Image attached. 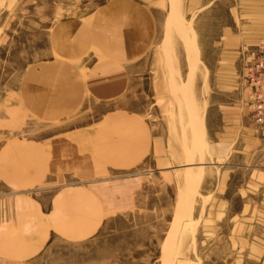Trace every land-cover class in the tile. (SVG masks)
Instances as JSON below:
<instances>
[{
	"label": "rangeland",
	"instance_id": "1",
	"mask_svg": "<svg viewBox=\"0 0 264 264\" xmlns=\"http://www.w3.org/2000/svg\"><path fill=\"white\" fill-rule=\"evenodd\" d=\"M106 1L0 0V171L32 170L47 155L20 146L54 147V161L69 164L45 186L49 198L70 190V232L54 234L28 264H165L167 248L171 264H211L205 214L223 159L212 156L204 134L209 91L198 31L206 25L198 17L205 11H193L188 0H130L149 6L156 38L143 56L129 60L127 88L102 100L89 95L98 90L84 88L87 60L96 57L71 63L53 56L67 53L68 41L57 39L54 48L48 40L61 37L63 22L84 19ZM177 1L183 29L193 30L198 48L189 101L181 93L176 101L172 90L188 75L179 29L170 20ZM215 11L212 16H224L220 7ZM189 108L202 120V154L192 150ZM189 163L203 172L190 185L183 181ZM179 195L191 206L182 219L175 215Z\"/></svg>",
	"mask_w": 264,
	"mask_h": 264
},
{
	"label": "crops",
	"instance_id": "2",
	"mask_svg": "<svg viewBox=\"0 0 264 264\" xmlns=\"http://www.w3.org/2000/svg\"><path fill=\"white\" fill-rule=\"evenodd\" d=\"M188 6L205 11L198 17V24L206 25L198 31L209 91L204 134L212 156L223 159L205 214L208 256L211 264H264V129L251 116L244 62L249 51L264 53V0H188ZM218 7L224 16H212ZM148 8L107 0L88 17L63 22L61 37L53 35L48 44L57 48V39L67 40L68 52L53 56H68L71 63L96 57L87 60L84 88L98 90L89 95L102 100L119 96L127 88L129 60L143 56L156 38ZM16 148L47 155L32 170L0 171V264H28L54 234L70 232V190L61 188L49 198L45 186L69 164L54 161V147ZM96 225L88 226L87 234Z\"/></svg>",
	"mask_w": 264,
	"mask_h": 264
},
{
	"label": "bare ground",
	"instance_id": "3",
	"mask_svg": "<svg viewBox=\"0 0 264 264\" xmlns=\"http://www.w3.org/2000/svg\"><path fill=\"white\" fill-rule=\"evenodd\" d=\"M178 9H179V3L177 1V3H175V5H174V9H173V12L170 16V20H171V22H175L176 25L178 26V29H179L178 30V38L180 39L179 41H181V43H182V49H183L184 54H185V59H186V63L188 66V75H187V80L185 83H182V85H180V86L173 85V87H172V90L174 91V92L173 91L172 92H173V95H174V98L176 99V101L181 100L178 93L183 94L184 98H188V96H189L188 92L190 91V88H191L192 78L195 75V72H196L197 66H198V61H199V59H198V48H197V44L195 41V34H194L193 30H192V33H190V32H187L185 29H183L184 27H183V25L179 19V16H178ZM175 11L177 14L175 13ZM171 62H172V60H171ZM171 62H170V66H171ZM189 97H191V96H189ZM189 100L190 99L188 98V101ZM189 110L192 112L191 120H190V122H191L190 123V134H191L190 138H191V144L193 147L192 150L193 151L194 150H196V151L200 150V152H201V149L204 147V142L202 139V137H203L202 120H201V118L198 117V114L194 110H192V108L191 109L189 108ZM187 152H189V151H187ZM201 154H202V152H201ZM187 159L189 161H191L192 154H188ZM194 166H196V165H194ZM192 167L193 166L191 165V163H189V165H187L185 167V171L183 173V181L185 182V184H188V185H190L192 183H197L200 180L201 174L203 173V172L201 173V171H202L201 169L194 170ZM185 194L189 195V191H186ZM190 207L191 206H189V202L186 200V198H185V200L184 199L182 200V197L179 195L178 200H177V204H176V210H175L176 217L178 219H182L186 214L188 215L189 214L188 210ZM170 257H171V252H170L169 248H167V250H165V253L163 255L162 261L165 264H171L170 263Z\"/></svg>",
	"mask_w": 264,
	"mask_h": 264
},
{
	"label": "built area",
	"instance_id": "4",
	"mask_svg": "<svg viewBox=\"0 0 264 264\" xmlns=\"http://www.w3.org/2000/svg\"><path fill=\"white\" fill-rule=\"evenodd\" d=\"M246 63L252 117L258 126L264 127V53L250 52Z\"/></svg>",
	"mask_w": 264,
	"mask_h": 264
}]
</instances>
